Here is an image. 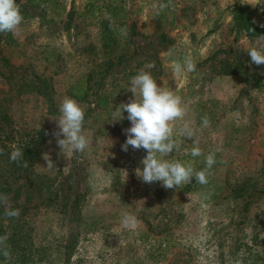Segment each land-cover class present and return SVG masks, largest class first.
Masks as SVG:
<instances>
[{
  "label": "rangeland",
  "instance_id": "374dc122",
  "mask_svg": "<svg viewBox=\"0 0 264 264\" xmlns=\"http://www.w3.org/2000/svg\"><path fill=\"white\" fill-rule=\"evenodd\" d=\"M16 2L23 22L0 33V195L20 215L0 204L11 253L0 264H264V64L247 53L264 45V0H159V12L154 0ZM185 56L196 70L176 75L172 61ZM151 62L186 108L173 125L181 150L166 159L202 169L215 152L207 184L146 183L136 171L146 150H122L131 123L126 111L113 121L114 110ZM65 96L85 110L83 152H62L53 135ZM184 120L193 138L178 135ZM124 213L135 228L122 226Z\"/></svg>",
  "mask_w": 264,
  "mask_h": 264
},
{
  "label": "clouds",
  "instance_id": "9594fccd",
  "mask_svg": "<svg viewBox=\"0 0 264 264\" xmlns=\"http://www.w3.org/2000/svg\"><path fill=\"white\" fill-rule=\"evenodd\" d=\"M165 3L154 0L151 7L157 12L167 7ZM23 22V15L16 0H0V33L14 32ZM122 35H127L126 29H121ZM264 41V36L258 37ZM251 62L256 65L264 64V45L254 46L248 50ZM169 56L172 51L169 50ZM155 67V63L145 64L139 69L136 75L130 78L129 91L133 93V98L128 103H121L114 110L112 120L123 119V113L127 112V119L131 127L126 129L127 139L122 145V150L127 151L131 146L133 149L146 150L147 155L142 159L143 170L137 169V175L146 183L159 181L166 189L177 188L181 185L191 183L192 179L201 185L208 183L209 170L216 163L215 152H210L205 157V167L196 169L190 161L179 159H166L169 154L181 150V142L174 137V122L183 120L186 116V108L182 98L175 94L173 90L158 86L156 79L151 74L150 69ZM172 68L176 75H182L185 71L194 72L196 65L191 56H185L183 61L173 60ZM60 116L57 121L58 131L53 133L57 138V145L62 152L65 150L73 152H83L91 143L89 137L84 134L83 124L85 110L73 98L65 96L59 106ZM119 117V118H117ZM210 119L205 114L202 117V128L208 127ZM178 135L185 138H193L194 130L191 121L184 120L178 130ZM63 136V138H60ZM2 151V150H0ZM22 151L16 147L10 154V160L19 163L22 158ZM203 155L199 142L194 140L190 149V156L195 158ZM47 161V168L54 167V162L44 155ZM27 167V161L24 162ZM0 204L5 206V215L18 218L19 209H12L8 203L6 195H0ZM122 226L125 228H135L137 219L134 215L124 213ZM7 236H0V255L8 261L11 253L7 245ZM234 264H244L239 258Z\"/></svg>",
  "mask_w": 264,
  "mask_h": 264
},
{
  "label": "trees",
  "instance_id": "16d2710c",
  "mask_svg": "<svg viewBox=\"0 0 264 264\" xmlns=\"http://www.w3.org/2000/svg\"><path fill=\"white\" fill-rule=\"evenodd\" d=\"M236 19L238 20L239 24L240 22L244 25V29L250 33L253 34L252 28L253 26L250 24L249 20L247 19V16L244 14L243 10L238 9L236 12Z\"/></svg>",
  "mask_w": 264,
  "mask_h": 264
}]
</instances>
